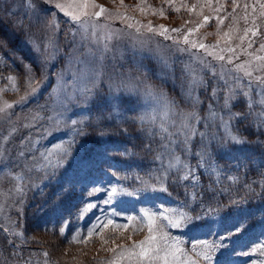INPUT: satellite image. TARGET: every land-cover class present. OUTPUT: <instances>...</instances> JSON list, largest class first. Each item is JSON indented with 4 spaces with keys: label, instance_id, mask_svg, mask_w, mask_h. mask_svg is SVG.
<instances>
[{
    "label": "rangeland",
    "instance_id": "obj_1",
    "mask_svg": "<svg viewBox=\"0 0 264 264\" xmlns=\"http://www.w3.org/2000/svg\"><path fill=\"white\" fill-rule=\"evenodd\" d=\"M80 2L81 0H48V2L45 0H0V9L7 11L8 19L14 22V26L22 34L20 43H18L19 49L22 51L21 54L17 51L15 55L13 51L9 50V57L0 52V107L4 106V102L13 104V108L5 109L6 113L11 114L10 120L0 119V148L4 151V156L0 158V264H26V262L40 264L43 261L40 255L42 252L26 251L21 254V251L16 248L10 252L5 251L10 245L9 240L15 241V246L25 245L26 248L31 247L29 243L38 242L40 238L35 228V222L41 226L57 225L59 228L67 224L65 234H68L69 241L77 233H80L81 239H83L89 228L100 224V227L96 229L99 235L94 234L93 236L98 237L100 240L98 242H101L102 239L107 238L108 235L105 233L108 231L111 239L115 240L113 246L115 251H111L110 254H113L112 259H118V253L121 251L120 246L131 247L136 240L133 243H127L117 238L123 234L116 237L120 231L109 228V226L130 225L132 222L141 223V219L132 222L125 219L127 216L140 217L141 209L162 212L167 208H175L184 211V205L179 200H174L165 192L151 190L140 191L134 196L117 195L108 204L104 203L108 199L106 193L112 187H123L127 191L142 188L140 178L160 187L157 179L163 178L171 159V153L161 147L162 144L169 143V141L166 134L160 133L159 115L156 126L147 123L148 130L138 134V138L143 136L142 138L146 142L147 160L150 162L137 161L128 165L114 164L109 167L104 164L108 157L105 143L111 146L112 142L105 138L100 144L102 147L99 144L92 143L90 145L91 138L96 140L95 136L98 137L101 132L113 133V129L120 125L96 130V132L91 131L89 135H85L86 126L94 114H90L91 106L97 96L103 97L115 105L107 115L116 116L120 118V121L128 117L124 111L115 108L118 100L122 98H134L140 104V111L137 110L133 117L136 122L140 121L141 116L152 113L155 108L150 97H145L142 93L131 94L124 88H118L117 85L122 80L125 83L135 84L145 81L152 85L157 95L162 94L174 104L177 113L195 112L200 117V122L196 127L197 134L188 142L190 150L186 151L183 144L176 146V155L180 156L183 164L188 165L192 175L188 181H182L180 179L183 175L182 171L168 172V178L178 186L182 197L192 199L191 193L196 192L199 185L201 187L203 178L201 172L203 171L221 187H236L244 193H252L264 199V177L250 178L248 176L249 165L262 163L261 157L255 152H248L246 148L247 136L237 135L244 141L242 144H234L229 141L220 120L222 116L224 122L230 126L229 113L242 114L243 112L236 110L235 107H232L233 109L226 108L228 110L225 111L217 108L218 103H224L228 87H235L234 77L236 76L241 77L240 85L243 86V90H247L248 81L252 80L251 100L259 101L261 99L256 78L264 77V70H261L264 60H257L255 57L264 56V52L257 51L259 43L264 40V19L259 18L258 4H256V12H252L251 5L255 3V0H238L241 7L235 10L237 16H242L244 15L243 4H249L247 9L249 21L256 17V23L261 25L259 36L252 37L249 34V39L254 40L251 48L247 47V41L240 47H236L240 44L236 38L240 34L239 32L232 33L233 38L230 43L223 38V34L229 30V26L232 24V19L231 17L224 19L222 25L218 23V19L225 18L228 13L233 12L231 0H219V3L217 0H211V6L207 0H123V4H121V0H94L95 4L105 7L108 12L123 13L129 19H108L107 12L100 18H96L92 13L99 11V8L91 7L92 0H90L89 6L84 9L88 15L82 16L81 22H88V33L92 32V24H106L111 29L121 30V38H113L111 42L101 38L107 31L103 28L97 30L96 38L91 35H88L87 39L83 38L84 33L78 26L79 22H74L71 15H66L65 11L55 6L57 3L67 4L69 5L68 12L77 13L80 10L75 5ZM138 4L143 8V11L137 7ZM221 5L223 6L221 7ZM176 8H179V11H176ZM217 8L220 10L216 11ZM161 9H163V15H160ZM205 17H208L206 24L204 23ZM129 24L132 25L131 28L128 27ZM145 25H151L154 28L163 25L169 29L167 33H170L174 39L149 32L144 27ZM236 27L242 30L245 27V22L240 20ZM171 29H180L181 31L174 32ZM190 29L193 31L189 32ZM218 30L219 34H217ZM185 35L188 36V44L184 43ZM141 41L143 43H140ZM192 41L209 46L218 44V48L209 49V51L218 53L220 49L229 46L236 47L234 54L220 53L226 58L231 56L233 62L228 64L226 60L214 59L204 49L193 48ZM105 43H108L109 51L105 53L102 75L94 86L89 85L92 91L87 97H84L77 92L78 88L84 86L74 76L82 67L77 61L91 60L88 54L90 52L99 54L103 51ZM179 49H185V51H179ZM20 55L23 58H20ZM61 56L63 58L60 60ZM161 57L164 58L166 64L161 61ZM200 60H204L205 63L202 64ZM17 64L20 65L23 74L14 71ZM239 64H244L245 68L251 71L250 77L245 76L243 70L239 72L224 71L225 68L235 69ZM29 69L36 79H42V85L38 93L30 96L26 103H18L25 92ZM222 71H224L225 79L228 80V85H225L224 81L220 79ZM213 72L216 75H213ZM61 74H63V80H61ZM191 75L197 76L198 79L203 78L205 85H193L190 89ZM9 76L16 78L15 85L8 80ZM153 77L160 83L169 82L173 86V90L176 91L175 93L186 98V101L190 103V108L182 107L180 103L173 101V97L167 94L162 86L153 82ZM62 87H69L70 92L76 93V99L66 102L64 123L59 127H50L45 121L38 122L34 128H23L22 125L27 122L25 118L31 113L54 106L58 98L64 99L60 91ZM206 87H208L207 98L202 95ZM214 89L216 90L215 97L212 95ZM189 91L192 92L193 98L191 99L188 95ZM237 92L241 99L248 101V98L242 95L241 89L238 88ZM197 97L199 103H194V98ZM236 99L238 98L236 97ZM236 99L231 101V105ZM253 100V104H256ZM210 111L216 112L215 120L210 119ZM3 115L0 113V116ZM172 119L176 120V126L174 127L171 123L166 126L171 132H176L180 116L177 115ZM71 120L82 121V123L73 126L70 123ZM106 122L108 125L112 123V121ZM192 123L196 122L192 121ZM206 125L208 126L206 127ZM14 126L18 128V131L5 143L3 137L8 136L9 130ZM45 128H49L47 135L42 134ZM76 129H82V131ZM200 133H206V136L201 137ZM232 133L236 135L234 131ZM161 135H165L164 140H161ZM212 136H215V139H211ZM29 137H31V141H29ZM179 139L182 141L183 137H179ZM35 140H39V143L33 144L32 141ZM69 141L72 142L71 155L67 157L62 167L55 170L49 169L47 177L42 172L26 170L25 164L31 167L35 163L32 160L33 155L39 157L40 152H44L58 143L67 145ZM22 150L25 152L24 157L19 155ZM197 153L206 155L201 158ZM157 156H160V159H157ZM241 161L243 166L240 165ZM214 167L216 172L213 171ZM217 172L219 177H217ZM16 174L24 176L22 183L14 179ZM229 176L237 177L239 183H233L228 179ZM193 179L198 180L195 186L192 184ZM165 183L166 181H164V186ZM18 184L24 187V195L15 190ZM33 184L39 186L33 187ZM94 188H100L101 191L90 195ZM255 203L253 206H248L247 202L238 204L230 216H224L217 210L209 215H202V219L196 221L200 227L195 232L190 231L187 227L170 226L167 220L158 219L156 221L157 230L154 231L156 239L153 243L164 247L172 243V238H179L185 241L184 244L178 246L184 249V254L177 252L175 257L169 256L170 264H186V256L197 260L198 264H208V261L196 257L195 253L191 251V242L194 238L209 241L219 240L221 236L227 237L231 232V238L223 241L227 246L212 254V264H264V216L261 218L262 222L249 223L250 219L264 215V201L257 200ZM88 204H94L95 207L81 215V210ZM44 209L48 211L43 218L40 220L41 215L40 221L34 220L38 213H43ZM164 214L171 215L170 213ZM109 219L113 223L108 225V229L104 228L103 225L107 224ZM29 223L32 224L33 229L31 227L29 230L27 229ZM146 224L147 220H143L141 224L132 223L130 225L131 233H136L139 237L136 243L148 237V228L144 226ZM237 224L244 225L239 233L235 231ZM6 228L8 231H5ZM101 229L103 231L106 229V231L103 232ZM17 232L23 233V236L14 235ZM164 233L168 234L167 237H164ZM245 234L251 235L253 238L247 242ZM44 235L45 233H42L41 238L43 237L50 251L53 250L55 257L66 256L70 251L69 248L62 247L51 249L50 244L56 245V242ZM114 261L116 264H130L127 258H119ZM159 264H163V261H160Z\"/></svg>",
    "mask_w": 264,
    "mask_h": 264
},
{
    "label": "snow or ice",
    "instance_id": "obj_2",
    "mask_svg": "<svg viewBox=\"0 0 264 264\" xmlns=\"http://www.w3.org/2000/svg\"><path fill=\"white\" fill-rule=\"evenodd\" d=\"M45 2H48V0H45ZM209 6H211V0H207ZM219 3V0H217ZM233 12L228 13L225 18L218 19V23L222 25L224 23V19L231 17L232 24L229 26V30L223 34V38H225L226 42L230 43L232 40V33L239 32L240 34L236 37L240 44L236 45V47H240L244 44L245 41H247V47L251 48L254 40L249 39V34H251L252 37H257L260 35L259 29L261 25L256 23V17H253L251 21H249V16L247 14V9L249 8V4L245 3L243 4V11L244 15L237 16L235 14V10L239 7H241L238 0H231ZM90 0H81L80 3L76 4L75 6L80 10L77 13H71L68 12L67 9L69 5L67 4H61L57 3L55 6L62 11H65L66 15H71L74 22H79L78 26L83 30L85 39L88 38V35H91L93 38H96L97 36V30L99 28L106 29L107 31L104 32L103 36L101 37L107 42H111L113 38L119 39L121 38V30L111 29L108 27V25H95L92 24V32L88 33L89 24L87 21L81 22L82 16H87L88 13L84 11L89 6ZM121 4H123V0H121ZM256 4L259 5V18L264 19V0H255V3L251 5L252 12H256ZM186 6V5H185ZM223 5H221L222 7ZM91 7L93 8H99V11H96L92 13L96 18H100L103 14L107 12V18H121V19H129L126 17L123 13H111L108 12V10L100 5H97L94 3V0L91 2ZM138 8H140L141 11H143V8L138 4ZM195 7V6H193ZM216 11H219L220 9H215ZM176 11H179V8H176ZM163 9L160 10V15H163ZM243 20L245 22V27L241 30L236 25H238L239 21ZM208 22V17L204 18V23L206 24ZM201 27L203 26L200 25ZM129 28L132 27L131 24L128 25ZM144 27L147 28L149 32L157 33L159 35H165V33L169 32V29L165 28L163 25H161L159 28H154L151 25H145ZM171 31L179 32L180 29H171ZM193 30H189L191 32ZM137 32H139V29H137ZM219 34V30L218 33ZM126 35V34H125ZM168 38V37H166ZM184 43L188 44V36H184ZM140 43H143L142 41ZM175 43V42H174ZM193 48L198 49H204L209 56H212L214 59L218 61H225L228 64H231L232 58L231 56L225 57L224 55L220 54L223 52L227 53H235L236 47H227L220 49V52L215 51H209V49H216L219 47L218 44L216 45H205L203 43L197 44L196 41L191 42ZM39 50V49H37ZM109 51L108 43L104 44V49L99 54L96 53H89L88 55L91 57V60L89 61H77V63L81 64L82 67L78 70L77 73L74 74L77 80H79L81 83H83L82 88H78L77 92H79L82 96L87 97L91 91L92 88L89 87V85H95L98 81L99 77L102 75L103 72V61L105 59V53ZM179 51H185V49H179ZM257 51L264 52V40H261L259 43V48ZM255 59L257 60H264V56H256ZM161 61L166 64V61L163 57H161ZM202 64L205 63L204 60H200ZM243 70L245 73V76H251V71L245 68L244 64L236 65L235 69L228 70L224 69V71H241ZM261 70H264V66H261ZM224 71L221 72L220 79H222L225 83V85H228V80L225 79ZM213 75H216L215 72H213ZM15 77L9 76L8 80L15 85ZM236 80L235 87L229 86L228 87V93L224 97V107L230 108L231 107V101L236 99L237 95L239 94L237 92V89H241V93L244 97L248 98V104L247 107L249 109L248 113H229V119L234 118H240L242 115L247 116H253L256 120L264 123V77H258L256 78V83L258 84V87L260 89L261 99L257 102L262 106V110L257 113H253V102L251 100V91H252V84L253 81L249 80L247 85V90H243V86L240 85L241 77L236 76L234 77ZM61 80H63V74H61ZM42 85V79L38 80L35 78V76L32 74L31 70L28 71L27 76V82L25 85V92L24 95L20 97V100L18 103H26L28 98L30 96H34L38 93L40 86ZM193 85H199L204 86L205 81L203 78H197L195 75H191V83L189 85V88L191 89ZM118 88H124L131 94H137L142 93L145 97H150L154 104L155 108L153 109V112L146 115L141 116L140 122L141 124L144 123H150L153 126H156L157 124V116L159 115L160 118V124H159V130L160 133L166 134V138L169 141V143L162 144L161 147H163L165 150L169 151L171 153V159L169 160V163L167 165V169L165 171V175L163 178H158L157 183L160 185V187H156L154 184H150L148 181L141 179V184L143 185L142 188H137L134 191H127L124 188H117L112 187L109 191H107V197L104 201L105 204H108L115 196L117 195H127V196H134L140 191H160V192H166L168 191L167 187L164 186V181L168 179V172L172 170H178L182 171L183 175L180 177L182 181H188L190 178V175H192L191 169L188 167L187 164H183L181 161V158L179 155H176V146L179 144H183L186 151H189L188 148V142L191 140L192 137H194L196 133V129L194 127V124L192 121H195L196 123L200 122V117L197 113L191 112V113H177L175 111V105L172 104L170 101L167 100L165 96L157 95L152 85L146 83L145 81H141L138 84L135 83H125L123 80L120 82L119 85H117ZM18 90V89H17ZM61 93L63 94L64 99L60 100L59 98L56 100L55 105L47 108V109H41L39 111L31 113L30 116L26 117L27 120L26 123L22 125L23 128H34L38 122H47V124L50 127H59L62 123H64V112L66 110V102L71 101L73 99H76V93L70 92L69 87H62ZM189 98L192 97V92L189 91L188 93ZM213 97L216 96V90L214 89L212 92ZM194 103H199V99L194 98ZM211 109V106H209ZM13 108V104L4 102V106L0 107V113H3V116H0V119H9L11 118L10 113H6L5 109H11ZM50 113V114H46ZM179 115L180 116V122L179 126L176 128V132H171L169 128L166 126L168 123H171L174 127L176 126V120L172 119V117H175ZM217 114L214 111H210L209 117L212 120H215ZM221 123L223 124V127L226 132L227 139L231 141L234 144H242L244 141L237 135L233 134L231 131V128L228 123L224 122L223 117H220ZM71 125L76 126L78 123H82V121L77 120H71ZM208 125H206L207 127ZM77 131H82V129H76ZM18 131V128L15 126L12 127L9 130V135L6 137H3L4 142L6 143L8 139L13 136ZM49 133V128H45L43 130V135H47ZM201 137H205L206 133H200ZM179 137H183V140L181 141ZM29 141H31V137L28 138ZM165 139V135H161V140ZM211 139H215V136H212ZM33 144L39 143V140L32 141ZM71 146L72 142L69 141L67 145L63 143H58L54 145L53 147L47 149L44 152H40L39 157H36L33 155L32 160L35 161L31 165V167L28 166V164H25V168L27 171L31 172L35 170L36 172H42L44 173V176L47 177L49 172V169L55 170L63 166L64 162L66 161L67 157L71 155ZM23 147V146H22ZM19 155L21 157L25 156V152L22 150L20 151ZM197 155H200L201 158L206 155L205 153H197ZM4 156V151L2 148H0V158ZM157 159H160V156H157ZM186 170V171H185ZM213 171L216 172L215 167L213 168ZM11 174V173H9ZM54 174V171H53ZM115 175V173H113ZM217 177H219V173L217 172ZM14 179L17 181H20L21 183L24 180V176L22 174H16L14 176ZM229 180H231L233 183H239V179L234 176H229ZM198 183L197 179H193L192 184L195 186ZM33 187H38L39 185L33 184ZM18 193L21 195H24V187H22L20 184L16 186L15 189ZM101 191L100 188H94L93 191L90 193V195L97 194ZM188 193L186 192V195ZM192 200L195 201L197 198V194L195 192L191 193ZM233 204L237 203V201H232ZM94 204H88L86 208L81 210V215L89 211L90 209L94 208ZM164 213H170L171 215H165ZM113 215H116V213H113ZM125 219L129 222L135 221L137 219H141V223H143V220H147V224L144 225L148 228L149 235L145 238V240L140 241L139 243H134L131 247L125 248L123 245H121V251L118 253L119 258H127L130 262V264H159L160 261H163V264H170L169 262V256L175 257L177 252H180L181 254H184V249L182 247H178L179 245H182L185 243V241L180 240L179 238H172V243L169 245H166L164 247H161L158 243H153L155 241L156 237L154 235V231L157 230L156 221L158 219H164L168 221V224L173 227H180V228H189L190 231L195 232L197 228L200 227L196 223V221H199L202 219L201 215H191L187 211H183L180 209L175 208H167L164 209L162 212H156L152 211L150 209H141L140 217H133V216H127ZM113 222L109 219L107 224H104L103 227L107 228L109 224H112ZM128 224L124 225H117L116 227L127 229ZM100 227V224L94 225L92 228H89L87 230L86 236L81 239V234L77 233L76 235H73L71 237V240L69 243H84L87 244L89 240L93 237L94 234L99 235V233L96 232V229ZM244 225L237 224L235 227V231L239 233ZM67 228V224H64L59 228L60 235L63 236L65 234V230ZM5 231H8L6 228ZM103 231V229H101ZM16 236H23V233H14ZM164 237H167V233L163 234ZM231 238V232H229V236H221L219 240L209 241V240H201V239H195L193 242H191V251L195 253V256L198 258H203L204 260L208 261V264H212V254L215 253L217 250L221 248H225L227 245L223 243L226 239ZM130 239V237H129ZM115 243V240L112 241ZM108 240L104 239L102 240V245L107 244ZM108 251H115V249H107ZM163 253V255H161ZM43 255L45 257L48 256L47 252H44ZM28 264V262H26ZM45 264H48V261H45ZM107 264H116L115 261H108ZM186 264H198L197 260L191 259V257L186 256Z\"/></svg>",
    "mask_w": 264,
    "mask_h": 264
},
{
    "label": "trees",
    "instance_id": "obj_3",
    "mask_svg": "<svg viewBox=\"0 0 264 264\" xmlns=\"http://www.w3.org/2000/svg\"><path fill=\"white\" fill-rule=\"evenodd\" d=\"M8 16L9 15H7V11L0 9V52L3 53V55L5 56L10 57V54L8 53L9 50H11V52L13 51L15 55L17 51L20 52V54L22 53V51L19 49L18 44L20 43V38L22 37V34H20V30L14 26V22H11L8 19ZM165 36H167L169 39H174V37L170 35V33H165ZM63 55H65V53H63ZM20 58H23L22 55H20ZM62 58L63 56L60 57V60ZM14 71L18 72L19 74L24 73L23 71H21V67L19 64L16 65ZM153 82L162 86L166 93L173 97V101H175L176 103H180L182 107L190 108V103L186 101V98H183L182 96L175 93L176 91L173 90V86H171L169 82L160 83L154 77ZM207 88L208 87H206V90H203L202 93L205 98L208 97ZM174 96H177L178 99ZM237 98L238 99H236L235 102L233 101L234 103L232 102L233 104L231 105V109H233L232 107H235V109L237 108L236 110L243 112L242 114L248 113V101L245 99H241L240 94L237 95ZM253 101L256 103L253 104V113L260 112L262 110V106L257 103V100ZM139 105L140 104L138 103V101L134 98H122L118 100L115 108H119L121 111H124L128 115V117H125L122 119V121H120V118L116 116L110 117L107 115L108 111L114 109L115 105L105 100V98L97 96L96 100L91 106V114H94L93 118L86 126L85 135H89L91 131L95 132L96 130L107 129L108 127H114L115 125L120 124L119 126L113 129V133H110L115 136L111 137V135L107 131L106 133L99 134L98 137L95 136L97 141L94 138L92 140L94 142L100 143V139L104 140V135L107 134L108 137H111L110 141L116 140L112 142L115 147L120 146L121 148L125 149L128 157L129 155L134 154L139 159L147 160L146 157L148 156V150L146 147V142L142 138L143 136L138 138V134L141 131H147L148 124H141L140 121L136 122L133 118L136 115L137 110L140 111ZM217 108H219L221 111L228 110L224 107V103H218ZM95 112L99 114H96ZM105 115L106 117H104ZM106 121H112V123L108 125ZM193 124L196 129L197 123ZM230 128L232 131L240 134L243 137L247 136V140L251 144H253V148L256 152H258L264 147V123L256 120L254 115L247 117L242 115L240 118L231 119ZM192 147L194 146L192 145ZM251 170L252 172L250 174V178H253L252 176H255L254 173H256V171L253 167H251ZM201 176L203 177L202 184L201 187L199 185L198 189L195 192L197 194V198L195 201L182 197L179 193L180 190L177 187H173V194H176V196L183 201L185 209L188 212L193 213L195 215H198L204 211H207L208 214H211L214 211L216 212V210L220 212L225 211V214L229 213L230 208L235 206L232 201H234L236 197L240 196L242 191L236 187H225L223 189L220 188L218 185H215V181L211 180L210 176L206 175V173L203 171L201 172ZM30 227L33 229L32 224L29 223V225H27V229L29 230ZM109 228L117 229L116 231H120L116 234V237L119 236V234H123L117 238L122 239L127 243H133L139 238L136 233H131V231L129 230L131 228L125 230H121L117 227ZM37 231L40 240L31 244L29 243L31 247H29L28 249L29 251H35L37 253L42 252V254L44 252H47L48 256L46 258L48 259L49 264H106L113 257V254H110L111 251H108L107 249H113L114 243L112 242L113 240L111 239L110 234L108 231H106V229L104 231H106L105 234H107L108 236L105 239L108 240V243L103 245L102 241L98 242L100 241L98 240V237H92L87 244L69 243V240L66 239L64 236H61L60 232L54 228L51 230L41 229ZM42 233H45L44 236H48L50 237L49 239H53L56 242L57 246L54 243L50 244L51 249L60 247L69 248L70 251H68L66 255L67 257H55L53 255V250L50 251L49 247L43 240V237L41 238ZM12 250L13 248L11 246H8V248H6L7 252H10ZM63 253L65 254L66 252ZM118 259H112V261Z\"/></svg>",
    "mask_w": 264,
    "mask_h": 264
}]
</instances>
